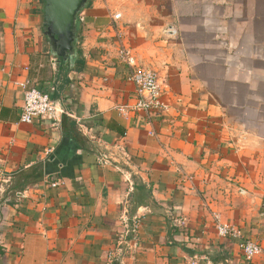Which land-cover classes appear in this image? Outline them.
Masks as SVG:
<instances>
[{
    "label": "crops",
    "instance_id": "0c3cea01",
    "mask_svg": "<svg viewBox=\"0 0 264 264\" xmlns=\"http://www.w3.org/2000/svg\"><path fill=\"white\" fill-rule=\"evenodd\" d=\"M44 14L0 0V264H264V0H90L63 88ZM118 43L168 110L132 109ZM26 81L56 119L20 121ZM216 217L262 252L246 260ZM126 218L138 245L112 263Z\"/></svg>",
    "mask_w": 264,
    "mask_h": 264
},
{
    "label": "built area",
    "instance_id": "2783aa9c",
    "mask_svg": "<svg viewBox=\"0 0 264 264\" xmlns=\"http://www.w3.org/2000/svg\"><path fill=\"white\" fill-rule=\"evenodd\" d=\"M120 17L121 13H115L113 19L116 21ZM166 31L172 34L176 32L173 28ZM117 56L128 67L126 80L134 87L135 102L132 109L142 112L148 117L156 112L160 113L168 110V106L162 101L163 87L158 73L151 68L139 65L132 50L124 43H118ZM21 85L24 90V101L20 115L21 122L32 123L38 119H56L57 114L63 111L60 103L50 92L30 81H26ZM98 162L106 164L108 159L101 153L98 156ZM58 185L59 182L52 183L54 187ZM127 219H125L127 231L125 234L120 235L114 251L110 253L109 258L112 263L122 262L138 245L140 221L135 219L130 222ZM216 229L220 236L237 240L238 247L246 260H251L262 252L261 245L257 241L246 237L240 226L234 223L222 222L219 217H216Z\"/></svg>",
    "mask_w": 264,
    "mask_h": 264
},
{
    "label": "water",
    "instance_id": "95a60500",
    "mask_svg": "<svg viewBox=\"0 0 264 264\" xmlns=\"http://www.w3.org/2000/svg\"><path fill=\"white\" fill-rule=\"evenodd\" d=\"M89 2L90 0H45V34L55 56L74 57L73 41L79 25V14Z\"/></svg>",
    "mask_w": 264,
    "mask_h": 264
},
{
    "label": "trees",
    "instance_id": "16d2710c",
    "mask_svg": "<svg viewBox=\"0 0 264 264\" xmlns=\"http://www.w3.org/2000/svg\"><path fill=\"white\" fill-rule=\"evenodd\" d=\"M81 36L79 35V28L75 30V39L73 41V51L74 57L68 58V56H57L58 61V72L63 74L61 85L59 88H63L70 82V79L67 77L68 73L72 70L82 71L86 67V59L83 54V50L80 47ZM68 58V59H67ZM74 60V66L71 65V62Z\"/></svg>",
    "mask_w": 264,
    "mask_h": 264
}]
</instances>
